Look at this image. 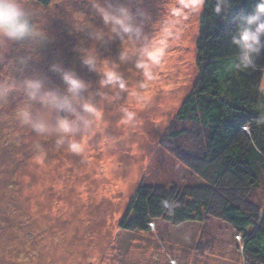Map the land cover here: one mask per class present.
<instances>
[{
  "label": "rangeland",
  "instance_id": "rangeland-1",
  "mask_svg": "<svg viewBox=\"0 0 264 264\" xmlns=\"http://www.w3.org/2000/svg\"><path fill=\"white\" fill-rule=\"evenodd\" d=\"M25 3L46 39L32 49L0 41V264H190L198 255L205 264H218L210 262L215 256L223 264H256L222 203L228 196L258 212L264 191L218 181L204 161L207 127L177 115L198 79L204 0H141L148 22L140 41L112 37L90 13L91 0ZM73 21L100 31L98 38L75 33ZM89 49L98 56L92 70L81 63ZM18 56H29L27 70L13 63ZM53 64L84 80V97L96 104L78 128L55 127L59 114L28 101L20 88L37 75L45 90L64 92ZM28 103L48 124L43 135L20 119ZM141 187L175 188L176 207L200 210L202 220L162 215L147 231L123 227Z\"/></svg>",
  "mask_w": 264,
  "mask_h": 264
},
{
  "label": "trees",
  "instance_id": "trees-1",
  "mask_svg": "<svg viewBox=\"0 0 264 264\" xmlns=\"http://www.w3.org/2000/svg\"><path fill=\"white\" fill-rule=\"evenodd\" d=\"M43 5L51 0H37ZM258 0H234L223 17L213 12L214 0H204L196 40L198 79L178 111L181 121L193 120L208 129L204 161L215 167L218 181L229 177L237 188L264 191V70L239 71L233 67L235 49L230 37L241 13L255 10ZM33 22V21H32ZM257 63L264 66V53ZM175 136L178 133L174 134ZM141 187L131 203L133 213L123 227L149 230L158 216L184 221L201 219L200 210L177 208L176 189L148 191ZM173 191V192H172ZM205 203V204H204ZM209 205L204 201L202 205ZM222 215L244 237V250L256 264H264V203L258 212L244 210L226 196Z\"/></svg>",
  "mask_w": 264,
  "mask_h": 264
},
{
  "label": "clouds",
  "instance_id": "clouds-1",
  "mask_svg": "<svg viewBox=\"0 0 264 264\" xmlns=\"http://www.w3.org/2000/svg\"><path fill=\"white\" fill-rule=\"evenodd\" d=\"M234 4V0H214L213 12L223 17ZM141 0H91L90 13L98 16L105 26L112 32V37L140 41L145 36V24L148 22V13L141 6ZM33 12L26 5L25 0H0V41L20 42L29 48L37 47L46 39V31L37 23L32 22ZM73 21L72 30L83 33L87 39L98 38L100 31L93 29L87 23L81 22L76 27ZM231 46L235 49L233 67L239 71L264 70V66L257 63L264 53V0H258L255 10L250 13H241L236 18L235 30L230 37ZM91 53V54H89ZM98 56L95 49L81 57V63L88 69H95ZM19 70H27L29 56H18L13 62ZM50 71L59 75L64 92L56 89H44L43 81L37 76H28L20 82V88L28 101L49 105L59 114L55 127H67L83 124V116L89 114L96 104L84 97L88 91V84L73 70H65L59 64L50 66ZM259 92L264 88L257 85ZM21 109L20 119L29 124L38 135H43L48 124L31 111V104ZM27 113L28 119H24Z\"/></svg>",
  "mask_w": 264,
  "mask_h": 264
},
{
  "label": "crops",
  "instance_id": "crops-1",
  "mask_svg": "<svg viewBox=\"0 0 264 264\" xmlns=\"http://www.w3.org/2000/svg\"><path fill=\"white\" fill-rule=\"evenodd\" d=\"M155 224L157 223L156 222V220L154 219V221H153ZM231 226H232V228L234 229V231L236 232L237 230L233 227V225L231 224V223H229ZM144 232V231H143ZM226 246H228L229 247V245H221V247H222V249H225L226 248ZM220 247V248H221ZM210 250H213V249H210ZM203 252V251H202ZM204 253V252H203ZM203 253H201V254H203ZM215 254H217V253H215ZM220 254L222 255V254H224V251H220ZM197 256V255H196ZM179 259H181V258H179ZM207 259H208V257H207ZM205 260L206 259H203L202 258V256H197V258L196 259H194V260H192L191 261V263L190 264H205ZM215 260H219L218 261V264H223V260H222V258H220L219 256H215V258H213V259H211L210 260V262H215Z\"/></svg>",
  "mask_w": 264,
  "mask_h": 264
}]
</instances>
